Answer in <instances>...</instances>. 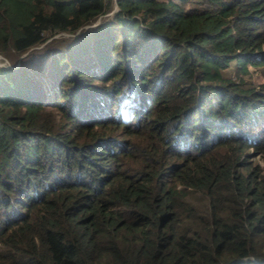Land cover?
<instances>
[{"label":"trees","instance_id":"16d2710c","mask_svg":"<svg viewBox=\"0 0 264 264\" xmlns=\"http://www.w3.org/2000/svg\"><path fill=\"white\" fill-rule=\"evenodd\" d=\"M0 53V264H264V0H0Z\"/></svg>","mask_w":264,"mask_h":264},{"label":"rangeland","instance_id":"374dc122","mask_svg":"<svg viewBox=\"0 0 264 264\" xmlns=\"http://www.w3.org/2000/svg\"><path fill=\"white\" fill-rule=\"evenodd\" d=\"M114 11V9H112L111 11H109L107 14H111ZM102 17V16H101ZM101 18L98 17V19L96 20V23L100 22ZM88 26V25H86ZM84 29H79V31H83ZM79 31H75V32H71V31H62L60 33H57L56 36H61V37H68V36H75L76 33H78ZM87 56V53H84V58ZM6 57L4 54L0 53V66L3 63H6ZM241 72L239 74H236L233 71V76L236 78L238 77V79L244 81L245 85L248 86H258V84L264 80V66H256L253 63H247L245 61H241ZM46 69L50 70L51 66L50 64L46 65ZM45 76V75H44ZM51 75H49V77H47L48 80V86H52L53 85V81L51 80ZM54 86V85H53ZM249 154H252L251 157L252 159L256 160V161H262L261 156L258 154H254L252 147L248 150Z\"/></svg>","mask_w":264,"mask_h":264},{"label":"clouds","instance_id":"9594fccd","mask_svg":"<svg viewBox=\"0 0 264 264\" xmlns=\"http://www.w3.org/2000/svg\"><path fill=\"white\" fill-rule=\"evenodd\" d=\"M78 31H79V29H78Z\"/></svg>","mask_w":264,"mask_h":264}]
</instances>
